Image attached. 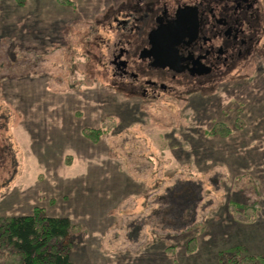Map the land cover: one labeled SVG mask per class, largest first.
Returning a JSON list of instances; mask_svg holds the SVG:
<instances>
[{
  "label": "rangeland",
  "instance_id": "374dc122",
  "mask_svg": "<svg viewBox=\"0 0 264 264\" xmlns=\"http://www.w3.org/2000/svg\"><path fill=\"white\" fill-rule=\"evenodd\" d=\"M71 1L0 0V217H68L74 264L264 254V55L173 99H130L110 85L95 41L108 0ZM217 123L235 129L208 135ZM87 129L104 133L94 142ZM179 181L203 188L204 225L185 237L164 225L159 200Z\"/></svg>",
  "mask_w": 264,
  "mask_h": 264
},
{
  "label": "flooded vegetation",
  "instance_id": "af4514ba",
  "mask_svg": "<svg viewBox=\"0 0 264 264\" xmlns=\"http://www.w3.org/2000/svg\"><path fill=\"white\" fill-rule=\"evenodd\" d=\"M97 22L105 74L130 99H173L264 55V0H108Z\"/></svg>",
  "mask_w": 264,
  "mask_h": 264
},
{
  "label": "trees",
  "instance_id": "16d2710c",
  "mask_svg": "<svg viewBox=\"0 0 264 264\" xmlns=\"http://www.w3.org/2000/svg\"><path fill=\"white\" fill-rule=\"evenodd\" d=\"M16 1L24 6L28 0ZM58 2L73 3L71 0ZM243 124L238 121L235 128L243 129ZM234 129L225 123H217L207 134L225 138ZM103 133L102 130L87 129L84 134L98 142ZM159 200L165 212L164 225L173 226L176 237L192 235L204 225L197 222V209L203 200V188L197 182L179 181L159 196ZM234 206L244 210L247 207L243 204ZM77 230L78 226L68 217L48 216L38 209L31 215L0 217V264H74L72 248ZM190 245L196 250L198 240L192 238ZM220 261L222 264H264V254L250 255L244 248L236 246L225 251Z\"/></svg>",
  "mask_w": 264,
  "mask_h": 264
}]
</instances>
